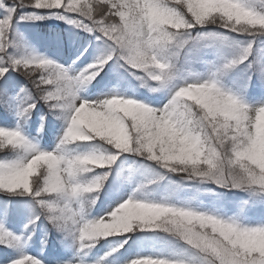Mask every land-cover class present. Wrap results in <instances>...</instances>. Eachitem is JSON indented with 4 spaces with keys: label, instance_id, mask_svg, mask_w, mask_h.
Returning <instances> with one entry per match:
<instances>
[{
    "label": "snow or ice",
    "instance_id": "snow-or-ice-1",
    "mask_svg": "<svg viewBox=\"0 0 264 264\" xmlns=\"http://www.w3.org/2000/svg\"><path fill=\"white\" fill-rule=\"evenodd\" d=\"M0 7L6 9L0 16V109L6 121L0 124V193L28 197L5 200L0 217L23 205L30 213L23 227L32 228L17 233L0 219L2 264H45L23 251L41 217L76 248V258L53 264H121L120 249L134 235L139 250L122 264H264V98L251 103L244 92L249 84L264 90V10L251 0H0ZM18 8L33 11L17 17ZM46 18L93 34L102 42L95 45L98 54L79 69L74 65L87 48L67 66L35 49L18 54L26 45L17 19ZM212 52L215 59H206ZM201 63L203 73L189 70ZM241 65L243 87H228L224 78ZM106 67L117 78L123 69L150 91L167 89L166 101L145 102L115 90L81 97ZM12 73L24 83L12 80ZM41 102L65 122L51 150L23 128ZM9 117L15 124L7 123ZM74 142H88V150L71 151ZM129 157L151 162L142 167L155 175L139 180L130 170L125 179L131 191H118L103 214L93 216L109 177H121ZM170 174L179 180L171 181L168 195L145 192ZM206 182L248 198L229 204L219 194L205 207L175 194ZM257 208L261 218L251 220ZM102 241L107 251L91 258Z\"/></svg>",
    "mask_w": 264,
    "mask_h": 264
},
{
    "label": "trees",
    "instance_id": "trees-1",
    "mask_svg": "<svg viewBox=\"0 0 264 264\" xmlns=\"http://www.w3.org/2000/svg\"><path fill=\"white\" fill-rule=\"evenodd\" d=\"M4 3L8 5L13 4L14 0H4ZM251 3L259 10H264V0H251ZM32 10L31 8H18L17 9V17L20 15L22 10ZM5 11L0 14L3 16ZM15 28L17 32L23 37L25 42V47L21 48L18 54H23L27 52L29 49H35L45 55L50 56L55 60L62 61L68 59L71 63L76 58V56L80 55V52L84 51L85 48L88 49L87 52L81 56L80 60L76 61L74 66L81 67L86 63L90 62V60L97 55L98 53L95 50V45H99L100 43H94L93 34L84 32L80 29L70 30L65 28L64 24L51 25L46 20H35V21H20L17 19L15 24ZM240 39H243L241 37ZM227 51V49L225 50ZM208 59H215V52H212ZM203 63L196 64L193 66L201 67ZM122 78H117L115 73L111 71L108 67L105 68L104 72H102L99 76L96 77L95 80L92 81L91 84L87 85L83 89V93L93 94L97 91H106L110 87H115L117 90L125 89L127 91H131L133 96L138 98H146L148 100H156V99H167V92L159 93V91L153 92L150 91L148 87L142 86L141 82L137 80L135 77L129 75L124 72L123 69H119ZM246 74L243 71V65L240 66V69L230 74L229 76L224 78V82L228 87L234 88H242L245 82ZM12 80L19 81L20 83H24V78L19 75V73H12ZM255 77H253V80ZM245 98L253 103L254 99H258L259 101L264 98V90L254 88L252 84H249L246 89H244ZM3 110L0 109V120H5L3 117ZM41 116H45L44 120V129L43 131L35 132V136L41 140L43 146H52L58 143L57 135L59 132L60 126L64 123V120L57 119L55 116L51 115L48 112V109L44 106L43 102L39 103L37 107L33 110L30 118L27 120L23 126L31 128V130H36V126L41 125ZM15 120L14 117H9L8 121ZM88 142H74L69 145V149L71 151H86L88 148L85 146ZM119 163V161L117 162ZM145 162L142 161L139 157H129L124 160V163L121 165L123 169V173L121 177L115 178V173L113 176L109 177V182L105 184V190L101 192L100 199L97 201V205L92 209V215L96 216L101 213L102 208H106L110 201V197L113 193H115L119 188L121 182L127 183L130 187L129 192L131 191L132 184L125 177L128 176L130 170H134L132 172L133 176H135L139 180H144L149 177L155 175V172L151 168L142 167ZM179 180V177L170 174L163 181H159L158 185H149L145 192L149 193L153 197H157V193L161 189L162 186L167 185L170 187L168 195L173 188L171 181ZM210 193L211 196H216V202L218 200L219 194H223L222 199L225 203H231L232 201L247 199L248 194L237 191V190H226L221 189L217 185L212 182H206L200 184L198 186V190L193 188L191 185L186 186L184 189L178 190L175 194L181 200L189 199L192 200L194 205H201L204 203L202 200L205 197V194ZM165 195V196H166ZM28 197H6L3 193H0V206H2L5 200L8 201H26ZM215 202V203H216ZM10 209H13V206L9 205ZM30 213L27 209L24 208L23 205H17L15 208L9 212L6 217H0V219H6L8 223L11 224L12 231H16L17 233H27L32 230L31 226L28 229H24V224L27 223V219ZM262 210L257 208L249 213V218L251 220H258L261 218ZM22 220H26L25 223L21 226L19 225ZM45 232L46 243H41L42 240H45ZM26 238V235H25ZM110 241H115L119 239L118 237L109 238ZM135 235L133 239L129 240V244L125 245L124 249H120V255L116 259L120 262L128 255L130 252H135L139 250V244L134 243ZM108 249V243L102 241L100 244H97L96 249L93 250L91 254V258H97L98 256L103 255L105 251ZM3 246L0 245V262L3 259ZM31 253H37L43 258L50 257H58L63 254L65 257H72V255H77L76 248L72 244L70 238H66L63 233L56 231L50 223L41 217V220L36 223L35 233L32 236L31 240H26L25 247L23 251ZM147 250V249H146ZM8 253L11 256L17 255V250L9 248ZM112 259V258H110Z\"/></svg>",
    "mask_w": 264,
    "mask_h": 264
},
{
    "label": "rangeland",
    "instance_id": "rangeland-1",
    "mask_svg": "<svg viewBox=\"0 0 264 264\" xmlns=\"http://www.w3.org/2000/svg\"><path fill=\"white\" fill-rule=\"evenodd\" d=\"M2 9H5V8H3V7H0V10H2ZM5 11H6V9H5ZM29 11H32V10H28V11H23L21 14H23V13H25V12H29ZM48 21L50 22V21H55V22H59V21H61V20H59V19H56V18H48ZM63 21V20H62ZM65 22V21H64ZM53 23V22H52ZM66 23V22H65ZM66 25H68L70 28H73V29H75L73 26H71V25H69L68 23H66ZM92 38H93V41H94V43L96 42V43H102L101 41H97L96 39H95V36L93 35L92 36ZM65 66H67L66 64H64ZM76 69H79V68H76ZM191 72H195V73H203L204 72V70H205V67H204V69H202V70H200V69H197V68H190L189 69ZM112 90H115L116 91V89L115 88H110L108 91H106V92H99V91H97V93H95V94H92V95H84V93H82V90H80V92H79V95L81 96V97H85V98H88V99H94L97 95H99V94H103V93H110ZM117 92H120V93H122V94H124V95H126V96H128V97H131V98H133V96H132V94L131 93H129L128 91H117ZM139 100V99H138ZM142 101H145V102H150V101H147V100H142ZM153 102V101H152ZM153 103H159V102H153ZM254 103H256V102H254ZM1 124V123H0ZM64 125H65V123H64ZM64 125L62 126V129H61V131H60V134H59V136L62 134V132H63V129H64ZM24 131H25V129H24ZM26 132V131H25ZM27 133V132H26ZM28 134V133H27ZM29 135V134H28ZM30 136V135H29ZM37 140V139H36ZM38 141V140H37ZM39 143V142H38ZM39 145L41 146V144L39 143ZM42 147V146H41ZM43 148H46V149H48V150H51L52 148H50V147H48V146H46V147H43ZM167 190H165V191H163V192H166ZM124 195H127V193H123ZM209 207V206H208ZM103 214V213H102ZM74 258H76V257H74ZM42 259V258H41ZM44 261H45V264H53V262H54V260H46V259H43ZM57 260H66V259H64V258H59V259H57Z\"/></svg>",
    "mask_w": 264,
    "mask_h": 264
}]
</instances>
